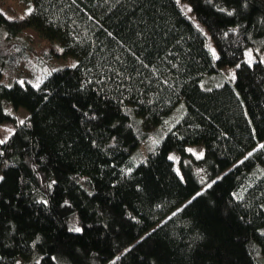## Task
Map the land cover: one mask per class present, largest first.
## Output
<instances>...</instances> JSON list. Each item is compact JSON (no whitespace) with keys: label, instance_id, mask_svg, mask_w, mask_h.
I'll return each instance as SVG.
<instances>
[{"label":"trees","instance_id":"obj_1","mask_svg":"<svg viewBox=\"0 0 264 264\" xmlns=\"http://www.w3.org/2000/svg\"><path fill=\"white\" fill-rule=\"evenodd\" d=\"M182 1L215 56L177 0H0V30L76 60L6 86L0 40V124L28 112L0 142V264H264V0Z\"/></svg>","mask_w":264,"mask_h":264},{"label":"rangeland","instance_id":"obj_2","mask_svg":"<svg viewBox=\"0 0 264 264\" xmlns=\"http://www.w3.org/2000/svg\"><path fill=\"white\" fill-rule=\"evenodd\" d=\"M2 1L4 2L5 6L6 4L11 6L21 16L25 15L32 7V0ZM177 3L182 12L191 21H193L195 26L205 36L206 45L211 50L213 56H215V51L208 34L206 33L203 26L195 19V16L191 12L189 5L182 0H177ZM7 16L10 17V15L8 14ZM0 40L4 44H6L8 48L10 47L11 49H21V57L18 60V68L14 77L7 73L3 75L6 79H9L11 77L9 81L5 82L6 86L11 85L13 82H17L19 84L28 82L29 84L36 87L51 72L57 70L60 67L72 66L76 62L73 57L54 55L52 50H55L57 48L60 49V45L56 43L53 44L52 42L42 37L37 31L31 28L18 34L16 37L13 35H9V33L7 34L4 30H0ZM244 59L249 63L254 59H258L264 64V46L252 48L248 47L245 50ZM224 79L230 82L233 81L232 69H230L229 67L222 68L220 75H212L209 80L211 83H219ZM4 108L13 116V120L5 121L0 124V142L4 141L14 130L16 124L22 122L28 114V112L23 108H19L13 111L11 107L6 104L4 105ZM172 120L173 118H168L166 125H169ZM155 144V135L150 134L140 146V153L142 154L141 157L146 154L148 150L152 149ZM187 149L193 153H196L197 155H199L201 152L199 146H189ZM169 157L173 160L175 169L181 176L176 164V158L174 154H170ZM16 264H35V259H18Z\"/></svg>","mask_w":264,"mask_h":264}]
</instances>
